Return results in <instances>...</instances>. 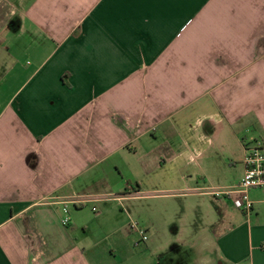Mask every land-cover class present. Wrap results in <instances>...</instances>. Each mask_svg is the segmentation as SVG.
Masks as SVG:
<instances>
[{"label":"crops","instance_id":"crops-1","mask_svg":"<svg viewBox=\"0 0 264 264\" xmlns=\"http://www.w3.org/2000/svg\"><path fill=\"white\" fill-rule=\"evenodd\" d=\"M215 137L235 178L184 193ZM261 142L264 0H0V264L105 263L87 210L126 244L146 193L157 264H264L261 189L238 192Z\"/></svg>","mask_w":264,"mask_h":264},{"label":"rangeland","instance_id":"rangeland-1","mask_svg":"<svg viewBox=\"0 0 264 264\" xmlns=\"http://www.w3.org/2000/svg\"><path fill=\"white\" fill-rule=\"evenodd\" d=\"M11 89L9 92V96L11 94ZM8 96V97H9ZM245 139V136L240 139ZM214 145L212 146V149L208 151L201 159L202 165L201 170L202 175L200 176V179H194V183H192V186L189 187V189H185L184 193L189 192H195L196 188L206 187L207 189L217 188L219 183L226 182L230 179H234L236 176V170L235 168L240 165V154L243 152V146L241 142L238 139L232 138V139H226L224 141H220L218 137L213 138ZM214 160L213 163H210V160ZM207 161V163H204ZM202 177V178H201ZM198 181V183L196 182ZM207 184V185H206ZM204 187V188H205ZM199 192L201 189H197ZM214 190V189H212ZM257 195L259 197L264 198V189L256 190ZM141 198H138L137 200H134L131 204L132 206V214L130 215L129 219L128 217H125V222L128 225L130 222H135V224H139V227L147 231V227L151 225V219L149 212L151 210V205L153 206V209H155V206H158V208H162L163 205H165V200H156L155 198L151 200V197L149 194H142L140 196ZM175 203V202H173ZM150 208V209H149ZM72 213H75V210L73 209ZM91 211L87 210V213L83 219V222H86L87 226V233L86 237L89 239L87 241V245L90 246L89 248H92L90 251L92 254L100 255L104 258L106 261L102 264H128L127 261L130 258L136 257L137 259H140L141 257H145L141 263L136 264H149V260L151 259V255L146 251V245L147 243L141 242V237L139 236V233L135 231V233L132 234V237L134 238L133 241L131 238L126 236V244L122 243L121 241H117L119 239L115 235L111 238L103 239L104 235L111 234L114 232V229H107L103 224L99 223H93L92 221L95 214L91 213ZM152 216L157 219V224L161 225L164 224V215L159 213L157 210H154L152 213ZM129 226V225H128ZM132 224L129 226L131 227ZM166 230H162L161 233H165ZM107 233V234H106ZM149 236V235H148ZM141 242V243H140ZM140 243V244H139ZM140 245V246H137ZM110 250L117 251L115 257L110 256ZM93 258V257H91ZM123 260V261H121ZM151 260H153V264H157L158 260L156 257H153ZM94 264H97L94 262ZM129 264H135V263H129ZM152 264V261L151 263Z\"/></svg>","mask_w":264,"mask_h":264},{"label":"built area","instance_id":"built-area-1","mask_svg":"<svg viewBox=\"0 0 264 264\" xmlns=\"http://www.w3.org/2000/svg\"><path fill=\"white\" fill-rule=\"evenodd\" d=\"M243 164L245 166V174L238 187V192L242 202V210L250 213L254 209V202L250 197V192L254 189H264V142L246 147ZM64 213L66 217L63 223L68 225L71 219L67 208H64ZM131 229L139 233L141 242L146 243L148 241L147 232L140 228L139 224H132ZM261 248L264 250V244Z\"/></svg>","mask_w":264,"mask_h":264}]
</instances>
